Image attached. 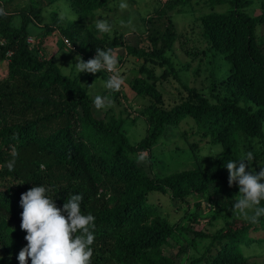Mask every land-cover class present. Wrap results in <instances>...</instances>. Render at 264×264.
Listing matches in <instances>:
<instances>
[{"label": "trees", "instance_id": "obj_1", "mask_svg": "<svg viewBox=\"0 0 264 264\" xmlns=\"http://www.w3.org/2000/svg\"><path fill=\"white\" fill-rule=\"evenodd\" d=\"M26 1L0 0V61L7 65L0 76V264H248L245 248L264 247V51L256 33L264 0L258 14L250 10L255 0H210L229 7L198 15L211 48L230 62L219 74L212 60L208 93L183 80L173 57L180 36L174 14L191 0H158L145 17L143 45L118 32L102 38L99 24L85 23L98 9L112 10V0H70L83 16L71 21L47 10L59 0ZM56 31L83 55L82 80L104 79L118 101L124 86L103 67L111 50L143 61L128 84L149 100L129 112L147 120L139 141L130 140L124 118L97 117L81 77L63 73L48 55L43 44ZM170 78L188 96L169 107L163 84ZM189 119L184 136L200 140L188 150L197 155L201 141L221 146L215 165L150 174L139 155L155 156L168 129ZM243 135L262 146L253 178L235 174ZM155 192L184 204L183 217L162 212ZM199 208H212L211 223L229 216L211 232L197 228L206 220Z\"/></svg>", "mask_w": 264, "mask_h": 264}, {"label": "rangeland", "instance_id": "obj_2", "mask_svg": "<svg viewBox=\"0 0 264 264\" xmlns=\"http://www.w3.org/2000/svg\"><path fill=\"white\" fill-rule=\"evenodd\" d=\"M27 2L26 0H23ZM158 0H112L110 5L112 10L98 9L85 20L87 25L99 24L103 30L99 36L104 38L106 33L113 35L115 32L126 35L127 42L132 44H145L147 26L145 17L151 14L158 5ZM229 4L213 5L210 0H191L185 9L186 11L174 14L175 24L180 33L178 41L173 50V57L178 66L183 67L182 78L191 86H196L205 93H208V85L210 84V73L213 70V65L218 66V73L230 67V62L227 61L221 54L213 50L209 41L203 34L202 24L197 19L198 15L212 11H224L228 9ZM58 9L66 20H75L82 18V14L75 11L71 6L70 0H59L49 5L47 10ZM254 14L260 13L263 9L260 1L255 0V4L250 7ZM83 20V19H82ZM89 25V26H90ZM257 38L260 47L264 51V24L257 27ZM64 36V35H63ZM143 39H140V38ZM64 37L56 31L44 41L43 47L47 49L48 55H53V59L60 66L63 73L72 76L81 77L82 70L85 64L83 55L67 46L63 45ZM65 43V41H64ZM66 44V43H65ZM112 58L108 62L109 66L114 68V72H110V76L114 78L122 87L125 98L110 96L108 83L98 77L91 83L82 80L83 85L88 88L89 93L93 98H96L93 107L96 116L99 118H124L126 130L132 142L139 141L146 133L147 120L142 116H137V113H129L132 108L143 107L149 104V100L140 96L135 97V93L129 87V81L139 73L138 67L143 62L137 57L127 56L123 50H111ZM204 52V53H203ZM215 60L214 64L212 60ZM92 60V59H91ZM120 60V61H119ZM93 61V60H92ZM221 66V67H220ZM6 62L0 61V76L6 72ZM161 72V68H157ZM165 93V101L168 106H173L176 103L185 100L188 96L184 88L172 78L169 82L163 84ZM104 91H106L104 93ZM136 115V116H135ZM189 121V122H188ZM181 123L180 127H170L164 139L156 147L155 156L150 157L147 152L139 155L140 162L146 167L150 174L168 173L180 169L192 167L202 161L204 164L213 167L219 158L222 147L218 145H209L205 141L199 144L197 155L192 154L189 149V141H199L200 137H191L190 140L183 134L184 131H191L190 125L192 120ZM166 139V141H164ZM240 161L235 172L236 175H242L245 178H253L256 169L261 165L260 159L255 157V152H260L261 143L258 138L242 136L240 139ZM260 172L264 176V167L260 168ZM153 202L160 205L162 212H167L173 221L179 220L185 214L186 206L178 202L172 201L168 195L158 194L157 192L151 195ZM196 200L195 197H190V204ZM237 209V206H234ZM198 212L206 219L202 224L197 225V228H204L211 232L222 228L229 216L228 211L212 223L209 217L213 214L212 208L203 211L201 208ZM185 220L182 222L184 223ZM209 221V222H208ZM204 226V227H203ZM167 252L173 254L175 251L167 248ZM192 252V251H191ZM4 250L0 248V254ZM245 253L250 256L248 264H264V247L253 246L245 248ZM180 259V257L178 258Z\"/></svg>", "mask_w": 264, "mask_h": 264}, {"label": "clouds", "instance_id": "obj_3", "mask_svg": "<svg viewBox=\"0 0 264 264\" xmlns=\"http://www.w3.org/2000/svg\"><path fill=\"white\" fill-rule=\"evenodd\" d=\"M64 37V36H63ZM31 39V38H30ZM66 37H64V41H65V43L67 44V45H69V46H71L72 48H73V50H74V45H73V43H71V41L69 40V42H70V44H68V42L66 41ZM110 60H107L106 62H104L103 63V67L110 73V72H114V68H112L111 66H109V64H108V62H109ZM109 67L111 68V69H109Z\"/></svg>", "mask_w": 264, "mask_h": 264}, {"label": "built area", "instance_id": "obj_4", "mask_svg": "<svg viewBox=\"0 0 264 264\" xmlns=\"http://www.w3.org/2000/svg\"><path fill=\"white\" fill-rule=\"evenodd\" d=\"M66 41L68 42V44H70V42H69V40H68V39H66ZM109 69H111V68L109 67Z\"/></svg>", "mask_w": 264, "mask_h": 264}]
</instances>
